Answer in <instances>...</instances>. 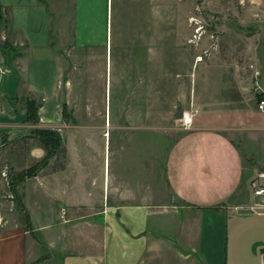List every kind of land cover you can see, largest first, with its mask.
I'll list each match as a JSON object with an SVG mask.
<instances>
[{
    "label": "crops",
    "instance_id": "1",
    "mask_svg": "<svg viewBox=\"0 0 264 264\" xmlns=\"http://www.w3.org/2000/svg\"><path fill=\"white\" fill-rule=\"evenodd\" d=\"M202 1L212 9L224 2L226 9L228 3L252 9L238 19L259 26L254 11L264 0ZM225 10L217 11L222 18L228 17ZM0 16L8 20L9 41L2 38L11 45L0 54V167L7 163L22 172L43 158L36 129L58 132L64 152L18 184L19 212L7 214L8 201L0 199V264H153L166 251L177 259L183 249L199 264H264V212L254 209L258 201L248 185L253 176H243L239 153L249 152L262 165L264 117L255 96L264 91V30L254 33L241 22L239 28L222 25L227 43L211 46L203 59L194 56L200 57L206 44L181 46L178 60L154 61L151 51L147 76L142 80L138 65L122 85L118 74L109 78L111 63L119 67L112 50L119 52V37L127 35L120 21L146 18L147 0H0ZM63 18L70 21L74 48L107 50L114 93L109 108L104 99L103 114L131 116L136 94L147 98V121L128 119L122 127L131 132L126 141L112 145L104 139L108 123L90 128L94 158L81 154L74 126L61 118L54 38L61 34L55 20ZM235 36L241 43L230 42ZM35 98L32 123L23 105ZM191 109V125L181 130L180 115ZM147 133H162L167 141L163 180L170 202L147 204V144H130ZM25 136L24 155L15 161L13 150ZM0 174L1 197L7 186ZM238 188L249 190L248 204L221 210ZM188 214L193 219L185 223Z\"/></svg>",
    "mask_w": 264,
    "mask_h": 264
},
{
    "label": "rangeland",
    "instance_id": "2",
    "mask_svg": "<svg viewBox=\"0 0 264 264\" xmlns=\"http://www.w3.org/2000/svg\"><path fill=\"white\" fill-rule=\"evenodd\" d=\"M211 6L213 5L207 4L202 0H177L176 2L170 0H147L146 18L120 21L119 27L122 32L127 33V35H121L119 37L121 40L119 52H117L116 49L114 51L112 50V55L114 57L115 55L118 56L119 67L117 66L115 68L113 67V62L111 63L109 78L112 79L113 75L118 74L120 84L124 85L123 83H126L127 74H130V70L137 71L138 65H141L142 68L139 74L143 80L145 75L147 76V53L148 56H150L151 51L154 50V52H156L153 58L154 61H164L167 59L178 60L182 59L183 56V54L180 56L177 50L181 48V46L188 50L192 47L195 48L197 45L201 46L206 44L203 48L204 51L201 50L199 53L200 57H195L196 55L198 56V54H195L194 58H207V51L211 46L227 43L225 41L226 38H224L225 40L221 38L223 33L222 35L220 33L224 25L228 28H239L240 26H237L236 22H241L242 27H251L254 33H261L264 30V4L261 5L260 9L254 11L255 15L259 16L255 18L259 23L258 27L244 25L241 19H238L239 16L246 19L245 15L247 12H251L252 9H245L242 5L229 3L226 9L225 2L224 5L219 4V7H215L216 10L212 9ZM223 10L227 11V13H225L228 17L222 18V14L218 13H224ZM64 16L67 17V14ZM230 17L232 19H230ZM55 23L56 26L60 27L59 31L61 32V34L56 35L54 38L55 47L58 49L56 54L60 70L58 92L61 118L65 121L66 125L74 126V130H76L73 134L74 145L80 147L82 144L81 154L89 156V158H94L97 155V148L95 141H92V139H94L92 135H95V133L92 132L90 128L100 127L101 124L104 123V125H106L108 123V127L103 126V138L107 139L108 137L110 144L119 139L120 141H126L128 139L127 135L131 132H128L126 127H122L124 123L128 122V119H130L131 122L133 118L135 120H141L142 122H144V120L147 121V119H143L145 111L147 114V98L144 100L142 97V100H139V95L138 93L136 94V106L135 110H132L131 116H115L113 110L108 117L106 113L103 114L104 99L105 108H109L112 105L114 93L113 81L111 80L109 83L108 78L107 50L105 52L103 48H74L70 43V21L63 18L61 20H55ZM7 28L8 20L2 18L0 22V54L5 53L7 46L11 47L10 42H4L2 38L4 37L5 40L7 39V41H9L6 36ZM255 29L258 31L256 32ZM127 31H129L130 34ZM133 31L135 34H133ZM241 33L248 35V32L245 31ZM240 38H237V36L232 37L233 41L230 40V42L237 44L241 43L239 42ZM248 41L250 43L249 39ZM258 42L261 43V39ZM133 49L134 51H132ZM111 57L112 56H110V60ZM132 75L134 77V74ZM132 80L134 79L132 78ZM130 86L131 85L128 87ZM254 88L256 89L255 85ZM249 91H251V94L254 93L251 89H249ZM33 101L35 104L38 103L37 98ZM131 102H133V99H131ZM23 107L25 109V104ZM139 109H141L142 114L140 116L138 115ZM261 114H263L264 117V113ZM117 125H120L121 129H116ZM79 128H82L85 132H77ZM37 130L53 133L55 138H58V143H56V141L52 143L49 142L48 146L49 148L56 145L60 147L53 153L52 158L54 156H63L62 140L59 133L49 129H36V131ZM35 135L37 136V134ZM163 135L162 133H158L153 136L147 133L146 135H138L136 139L131 138L130 140L131 145H134L136 141L143 142L144 140L147 144V204L172 201L163 180V159L167 145V141L163 138ZM37 140H39L38 137ZM40 140H49V136L45 133V135L40 136ZM20 146L19 144L17 148L13 150L14 155H16L15 161L21 160V157L24 155L25 149ZM239 153L243 165V176L252 174V180L255 177L254 174L261 169V159L258 160L259 163H256V157L254 155L250 156L249 152L244 154L239 150ZM258 154L260 153L258 152ZM1 166L0 171L4 174L2 177L4 178L3 180L7 186V190L5 194H2L0 199L8 201V208H6L7 214L13 215L19 212V208L14 205L13 200L12 205L9 203L11 200H9L7 196H12V194L9 192L7 183L20 172L15 171L14 166L12 165L10 167L7 163L5 165L1 164ZM17 186L18 185L14 186L15 191H17ZM242 192L243 191L238 188L220 209L224 210V208L228 209V207L233 208L240 203H243V205L248 204L245 203V201L248 199L249 190L247 189V192ZM186 211L187 210H185V213ZM185 219L188 220L185 223H190L193 218L188 214ZM182 243L186 246V237L185 241ZM170 256V253L166 251L163 253L160 260L156 257L157 260H154L153 264H199V261H195L190 257V251L187 249H183L182 253H179L177 259L171 258Z\"/></svg>",
    "mask_w": 264,
    "mask_h": 264
},
{
    "label": "trees",
    "instance_id": "3",
    "mask_svg": "<svg viewBox=\"0 0 264 264\" xmlns=\"http://www.w3.org/2000/svg\"><path fill=\"white\" fill-rule=\"evenodd\" d=\"M1 16H0V22H1ZM262 99V94L258 93L255 96V100L256 103ZM25 104V115H26V119L32 123L37 121V117H36V108H37V103L35 104L33 100H27L24 102ZM35 134H37L38 137V142L41 145L43 151H44V156L43 158L38 161L37 163H35L34 165H32L31 167L27 168L26 170L18 173L17 175H15V177H13L11 180L8 181V189L9 192L12 194V198H13V202L14 205L17 206L19 209H22V206L20 205L18 196L16 194L15 185H18L20 182H22V180L24 178L30 177L32 175L35 174V172L41 168L42 166H44L51 158L53 153L58 150V148L60 147L59 145H56L54 147H50L48 146L49 142H54L56 141V143H58V138H55V135L53 133H47V131H41V130H34L33 131ZM44 133V134H43ZM45 133L49 136V140H40V136L41 135H45ZM26 138H28V136L22 137L20 139V147H22L23 149H25V140ZM56 139V140H55Z\"/></svg>",
    "mask_w": 264,
    "mask_h": 264
},
{
    "label": "built area",
    "instance_id": "4",
    "mask_svg": "<svg viewBox=\"0 0 264 264\" xmlns=\"http://www.w3.org/2000/svg\"><path fill=\"white\" fill-rule=\"evenodd\" d=\"M4 73L3 68L0 65V75ZM259 93L262 94V99L257 102V109L264 113V91H260ZM195 114V110L191 109L188 112H183L179 118V128L181 130L189 129L192 118ZM249 190L252 197L256 198L258 201V205L254 206V209H258L264 212V159L261 166V171L251 180L249 184ZM9 203L12 205V196H7ZM252 209V208H251Z\"/></svg>",
    "mask_w": 264,
    "mask_h": 264
}]
</instances>
